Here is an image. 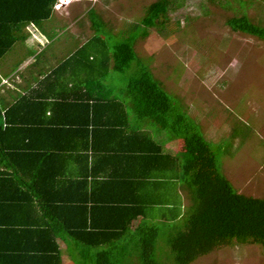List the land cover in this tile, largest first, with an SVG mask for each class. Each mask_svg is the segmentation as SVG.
<instances>
[{
    "label": "trees",
    "instance_id": "1",
    "mask_svg": "<svg viewBox=\"0 0 264 264\" xmlns=\"http://www.w3.org/2000/svg\"><path fill=\"white\" fill-rule=\"evenodd\" d=\"M56 2L0 0V62L26 41L27 25L43 30ZM171 4L152 3L133 36L112 51L102 45L99 62L89 50L106 24L88 12L95 34L76 56L92 57L88 73L126 81L120 89L102 81L105 91L88 100L54 98L65 120L46 116V96L0 98V264H63L62 244L73 264H193L235 245L264 247V197L235 189L222 169L225 144L206 139L135 51L149 28L165 27ZM226 25L264 41V25L246 12ZM154 131L178 140L179 153ZM175 184L189 200L185 213L181 196L179 209L162 197ZM160 245L171 256L163 259Z\"/></svg>",
    "mask_w": 264,
    "mask_h": 264
},
{
    "label": "rangeland",
    "instance_id": "2",
    "mask_svg": "<svg viewBox=\"0 0 264 264\" xmlns=\"http://www.w3.org/2000/svg\"><path fill=\"white\" fill-rule=\"evenodd\" d=\"M156 1L81 0L80 5L70 9L72 18L61 20L69 26L52 33L54 37H65L60 46L53 48V54L60 55V49L71 51L76 47L74 38L69 40L67 36L73 31L78 33L77 22L73 18L82 14V6L95 8L108 26L97 33L102 42L89 50L95 62H99L102 45L112 51L133 36L135 26L140 24L148 7ZM241 1L246 3L244 8L239 5V0H171L172 8L165 27L149 28L148 36L136 41L135 51L149 63L164 89L178 98L201 126L206 139L225 144L229 153L223 159L222 169L235 189L246 196L263 198L264 41L232 31L226 21L246 12L254 23L264 25V0ZM66 8L68 6L64 10ZM81 31L82 38L92 33L88 27ZM68 40L70 42H65ZM51 49L48 47L43 57L51 56ZM12 57L11 52L0 65ZM84 71H87L86 67ZM7 75L2 76L6 78ZM96 77H99L98 73ZM100 79L116 89L122 88L126 81L116 71ZM156 133L154 131L155 137L164 143L167 150L179 153L182 145L178 140L170 139L169 134ZM184 199L188 205L187 197ZM187 209L188 206L184 213ZM62 249L63 264H73L64 244ZM163 249L160 245L163 259L171 256L168 250L163 252ZM169 260L171 262L172 258ZM193 264H264V247L235 245L215 251Z\"/></svg>",
    "mask_w": 264,
    "mask_h": 264
},
{
    "label": "crops",
    "instance_id": "3",
    "mask_svg": "<svg viewBox=\"0 0 264 264\" xmlns=\"http://www.w3.org/2000/svg\"><path fill=\"white\" fill-rule=\"evenodd\" d=\"M80 2L81 1L75 2L60 12L53 10L50 19L44 22L43 30L39 31L33 25L26 26V41L17 43L12 51L13 57L9 59V62L0 65V98L3 99L7 105L14 104L15 101L19 100L22 96H25L29 92H32L36 96L37 94H40L42 97L46 96V98H49L46 116L53 118V121H61V119L63 121L65 120L63 118L64 115L61 117V115L55 114L57 106L54 107L53 105L54 98L62 96V98L72 99L73 101L88 100V98L91 99L90 97L92 96H97L98 92L105 91V85L102 82V79L97 82L94 81L93 84L92 78H95L96 76L88 73V71H84L87 63H89V60H91L92 57L83 55L76 56L78 55L77 52L80 48L85 46L87 43H91L93 40L94 32L91 29V21L89 19L88 12L95 11L100 19L106 24L95 8L85 7L84 5L81 10V12L83 11L82 14L73 18V21L77 22L79 29L76 28V30H78V33L73 31L72 35L67 36V38L70 40L71 37H73L74 41L77 43L76 47H74L71 51H67L65 48L60 49L62 51L60 55L53 54V48H56L65 37H54L51 36L52 33H55L58 29L68 25V23L65 24L63 21H68L72 18V15L70 14V11L72 10L70 9L78 5ZM65 12L67 13L64 16L63 13ZM60 24L63 26L61 25L60 27ZM81 27H83L82 31H85L86 27L90 28L92 32L91 35L88 37L85 36L84 38H82L84 35H81L80 37ZM106 27H108L107 24ZM29 29H32V31H27ZM69 40L65 42H70ZM99 44L100 43H98V45ZM48 47H52V55L50 56L48 54L47 57H43V53L47 51ZM73 56H76V60L70 61V63L62 70L52 76L50 75L49 79L44 80L45 76L52 73L60 64L66 62L70 58L72 59ZM3 74L8 75L4 78L2 76ZM102 76L100 77L102 78ZM1 77H3V79H1ZM88 82H92V85ZM106 85H108V83H106ZM66 119L69 120L70 117ZM166 167L169 168L168 166ZM171 186L173 189H169L170 187H168V191L167 186L164 187V190H162V197L166 198L169 195L170 200H174L173 204L178 206L179 209L180 195L182 197L184 210L187 206H189V204L186 205L185 203L184 197H187L186 194L184 191L179 189L178 184ZM130 195L132 196V193H130Z\"/></svg>",
    "mask_w": 264,
    "mask_h": 264
},
{
    "label": "built area",
    "instance_id": "4",
    "mask_svg": "<svg viewBox=\"0 0 264 264\" xmlns=\"http://www.w3.org/2000/svg\"><path fill=\"white\" fill-rule=\"evenodd\" d=\"M71 0H58V3L55 6L56 11L62 10L65 6L69 5Z\"/></svg>",
    "mask_w": 264,
    "mask_h": 264
},
{
    "label": "clouds",
    "instance_id": "5",
    "mask_svg": "<svg viewBox=\"0 0 264 264\" xmlns=\"http://www.w3.org/2000/svg\"><path fill=\"white\" fill-rule=\"evenodd\" d=\"M79 1H81V0H71L70 4H73V3H75V2H79ZM57 3H58V0H57L56 4H57ZM56 4H55V6H56ZM70 4L67 5V6L69 7ZM55 6H54V10H55ZM67 6H65V7H67ZM62 10H64V8H63ZM62 10H60V11H62ZM55 11H56V10H55ZM60 11H57V12H60Z\"/></svg>",
    "mask_w": 264,
    "mask_h": 264
}]
</instances>
